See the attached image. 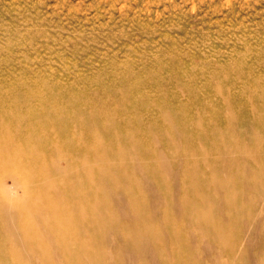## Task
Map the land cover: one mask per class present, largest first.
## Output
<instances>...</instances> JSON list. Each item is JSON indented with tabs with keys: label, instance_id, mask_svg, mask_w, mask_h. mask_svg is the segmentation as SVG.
Returning a JSON list of instances; mask_svg holds the SVG:
<instances>
[{
	"label": "rangeland",
	"instance_id": "obj_1",
	"mask_svg": "<svg viewBox=\"0 0 264 264\" xmlns=\"http://www.w3.org/2000/svg\"><path fill=\"white\" fill-rule=\"evenodd\" d=\"M262 78L264 0H0V126L6 127L4 140L15 139L6 161L15 157L17 147L25 150L44 149L46 143L40 141L37 135L41 133L48 138L50 145H74L72 138L61 140L57 137L56 126H81L83 130L96 125L131 126L123 122L121 118L124 117L139 119L141 126H153L160 123L163 115L176 126L178 119L167 114V111L179 106L184 109L180 118L197 121L194 126L200 130L205 126H225V121L230 122L228 126H234L232 136L239 138L242 146L246 147L258 139L264 141V126H261L264 111L250 116L251 98L248 92L241 96L239 90L247 88L251 93L262 95ZM230 84L238 88L233 89ZM35 93L41 98L32 97ZM224 101L230 102L232 111H227L225 117H217L224 112ZM256 103L254 101V105H258ZM239 105L243 108L239 109ZM51 107L63 109L68 117L57 124L47 120L46 115ZM29 112L42 117L32 119L30 126H14V120ZM247 116L248 119L243 121ZM259 132L261 136L257 137ZM148 140L153 148L166 144V137L161 131ZM173 148L166 144L163 149L164 155L161 157H165L169 163L165 158H160L159 162L168 164L165 165L169 169H166L167 174L163 171L166 187L162 190L157 187V195L152 178L138 174L137 162L134 164L136 169L132 167L130 183L118 180L120 187H126L125 190L130 187L138 189L137 192L145 200L142 209L147 213L151 210L149 214L152 212L151 215L155 216V220L150 216L151 221L158 229L162 226L159 232L162 230L160 235L165 248L161 255L164 257H160V260L149 250L150 242L144 239L145 243L149 242V246H145L141 238L135 243L148 251H143L146 255L142 252L137 255L138 252L126 246L133 238L130 232V236L126 233L124 240V237L113 232L111 227L122 221L128 231L133 230V216L129 215L132 213L128 212L126 201H122L124 198L126 200L122 189L117 195H109L108 205L116 216L106 221L113 225H105L112 232L104 233L107 234L104 235L106 239L103 237V242L95 249L97 253L102 250L99 255L102 254L104 258L103 264H175L176 259L171 254L173 248L168 243L172 238L169 236L171 232H167V228H175L183 241L181 251L186 264H264V148H256L253 160L245 165V179L240 183L236 196L234 190L224 187L216 190V193L222 192L225 196L213 193L217 195L215 201L211 202L208 197L198 205L187 203L188 210L200 206L195 210L202 211L200 216L204 220L200 216L193 219L183 217L182 211L178 213L186 183L181 173L187 163L183 154L175 155ZM29 155L37 158L34 151ZM14 159V163H25L22 156ZM254 166L258 170L257 175L253 173ZM112 171L114 173L111 175L119 179L117 169ZM15 178L17 180V176ZM225 179L232 182L234 177ZM0 184L13 196L21 194V191H15L12 179H4ZM229 194L231 201L228 203ZM168 197L171 200L166 201ZM230 202L238 204L237 213L227 211L232 206ZM167 210H170V214L164 219ZM227 213L234 216L235 223L226 224ZM160 221H163V225ZM224 221L225 224L220 223ZM168 222H171V226ZM207 222H210L209 225H206ZM214 223L232 227L229 236L224 237L214 231ZM172 224L176 226L172 227ZM121 245L126 247L122 248ZM137 245L135 249L140 250ZM23 254L24 264H35L30 254ZM52 261L57 262V259L53 258Z\"/></svg>",
	"mask_w": 264,
	"mask_h": 264
},
{
	"label": "bare ground",
	"instance_id": "obj_2",
	"mask_svg": "<svg viewBox=\"0 0 264 264\" xmlns=\"http://www.w3.org/2000/svg\"><path fill=\"white\" fill-rule=\"evenodd\" d=\"M245 74L246 73H244V75ZM247 78L246 80H248ZM253 83L255 84V82H251L250 84ZM230 87H232L231 84ZM235 87L232 88L235 89ZM194 89L193 91L195 92ZM200 89L202 88L200 87ZM206 89L209 88L206 87ZM260 90L262 95L251 93L247 88L239 90L241 91V96H244L242 95V93L248 92V95L251 98L252 104L250 105V102L248 104L251 106L252 109H250L252 111L249 110L250 113L247 112L250 116H255L260 111H264V98H261L264 97V91H262V89ZM188 91L190 90L188 89ZM197 91L198 90H196V93H198ZM32 97L36 99L41 98L36 93L33 94ZM254 101H257L256 104L258 105H254ZM130 103L133 104L132 102ZM232 103H234V101ZM223 106L224 112L218 114L217 117H225L226 112L231 110L232 108L230 102L227 103L224 101ZM238 108L242 109L243 107L239 105ZM182 109L183 107L180 106L176 108H168L167 114L173 115L178 119V123L176 126H174V124L172 123H169L165 115L161 117L160 123L157 122L153 126H141L142 121H140L139 119H128L125 117L121 118L120 116L119 117L123 119V122L131 124V126H116L117 124H115V126L96 125L86 127V130H83L81 126H56L57 130L55 133L57 137H60L61 140L72 138L75 141V144L72 146L58 144L50 145L47 141L48 138L45 135H43L42 133L37 134L38 139H40V141H44L49 146L44 144L45 148L39 150H25L23 148L17 147V150L15 151V157H24L25 163H14L15 157L10 158L6 161V158L8 157L7 155L11 154L9 152V149L12 150L15 145V139L11 137V140H4L6 139L4 137L6 134V127L0 126V181L2 182L7 178L12 179L15 191H21L20 195L15 194L16 196H13L10 192L3 188V186L1 185L2 183L0 184V264H24V252L32 256L35 264H103L102 260L104 258H102V254L99 255L102 250L100 249L101 251L99 250L97 253L95 249L100 242H103L102 240H104V235H107L104 233H107L109 230V232H112L113 230V232H115L116 235L118 234L119 237H126L128 232H130L133 238L130 240L131 242L126 246L130 250H133V252L134 250L136 253L138 252L137 255L141 254V252L143 254V251H148L146 247H143L141 245V248H143L141 249L139 248L140 244L138 246V243H135L138 239L140 240L141 238L143 240L146 239L150 242L151 246L149 250L151 252H154L159 259L160 257L163 258L164 256H162L161 254L164 251L163 247L165 248V245H162L163 239L161 240L162 237L160 235L162 230L159 232L162 226L158 229L153 221H151L152 219L155 220V216L151 215L152 212L151 214H149L151 210L148 211L149 213H147L144 209H142L144 208L143 204L145 200H143V198L139 195L141 193H139V191L137 192L138 189L136 190V188L130 187L129 189L127 188L125 190L126 187H120L118 180H122L126 184L130 183L131 174H133L132 167H134V164L137 162L136 164H138V174L142 173L143 175H149L152 178L151 180L153 181V184H155L154 187H156L157 195V192L159 191L157 187L160 190H162L161 188L165 189L166 187V183L163 182V171H165L167 174L166 169H169V166H166L168 165L166 163V165H162L163 162L160 163V158H165L161 156L164 155L163 149L165 148L166 144L168 146L174 147L173 150L174 153H176L175 155L183 154L185 164L187 163V165H185L186 167L182 170L181 173L182 177L186 180V183L183 187L185 191L180 200L181 208L178 212L180 213L182 211L181 216L186 218L190 217L191 219H193L202 215V211L197 212L195 210L200 206H193L195 208L191 210H188L187 206L190 205V203H196L195 205H198V203H202L201 201L208 197L212 202L215 198H217V195L221 196L223 194V196H225L222 192H219L220 194L218 192L216 193V190L220 191L224 189V187H230L235 191V193H230H234V195L236 196V191L238 190V187H240V183H242V180L245 179V176H243L245 175L243 171L245 169V165L249 164V162L251 163V161L253 160L252 157L255 154L256 148H264V141L258 139L256 141H253L251 145L243 147L241 144V140L232 136V130L234 126H231L232 124L228 126L230 122L228 123L227 121H225V126H205L204 129L200 130V128H197L198 126H194L197 121H190L189 119L180 118ZM62 110L63 109H60L58 107H51L50 109H48L46 115L47 120L55 124L62 120H65L68 116ZM33 112L24 114L25 116L17 118L16 121L14 120V126H30L29 122L32 119H39L38 117H42V115H35ZM179 118L182 119L181 123L179 121ZM12 119H14L13 116ZM243 119V121L247 120L248 116ZM258 120L261 121L262 119ZM220 122L223 123V121L221 120ZM200 123L201 122H199V124ZM261 126H264V120H262ZM23 128L24 127H21V129ZM160 131L164 133L166 137V144L163 147H161V145V148H153L148 138H151L152 135L157 136ZM262 133H264V129H262ZM260 134L261 133L259 132L257 134V137H259ZM136 135H139L137 139ZM32 151H34L37 158L30 157L29 154ZM11 156L13 157L14 153ZM179 157L183 158L181 156ZM165 161H167L166 158ZM167 163L169 162L167 161ZM181 164L183 165L184 163ZM112 169H117L116 173L120 175L119 179L117 176L111 175V173H114ZM134 169L136 168L134 167ZM253 173L254 175L258 174L256 166L253 167ZM15 176H17V180L16 178L14 180ZM225 177L228 179L234 177V179L232 182H229L231 179L226 180ZM183 180H181V183ZM262 186H264V184H262ZM122 189L124 191L123 193L125 194L126 200L125 198L122 199V196L120 197L122 201H126L128 212L130 211V213H132L128 214L133 216V218L128 217L133 219V230H131L132 233L131 231H128L126 229V225L125 227L123 226V221L120 224H115L113 227H111L112 230L110 228H107V226L105 225L107 219L109 220V218L111 216H114L115 214L108 205L109 195H117V193L121 192ZM214 190L215 192H213ZM123 193L120 194L123 195ZM213 193L217 195H213ZM231 194H229V196L227 195L228 203L229 201H231ZM169 198L170 197H168V200L166 201L171 200ZM231 198L233 200V196ZM218 199L221 200L219 197ZM160 201L164 202V200ZM223 201H226V199ZM231 204L232 206H230V209L227 211L237 213V210L239 208L238 204H233L230 202V205ZM124 205L125 204H123V206ZM116 210L119 213V210ZM222 210L220 209L219 211L225 212ZM169 212L170 210L164 212V219L168 218L170 214ZM221 215H223V213H221ZM150 216H153L154 218L151 217V219ZM178 216L179 218L181 217L180 214ZM203 216L205 215L203 214ZM227 216V225L231 224L232 222H236L233 221L234 216L228 213ZM202 218L203 217H201V220H204ZM160 219L157 220V225L159 224L158 222ZM174 220L176 221V219ZM195 221L196 220H194V222ZM205 221L203 222L205 223ZM226 221L220 223L225 224ZM161 222L163 221H160V223ZM165 222L166 221H164V223ZM171 222H168V224H170ZM176 222L177 225H179V222ZM176 222L173 223L176 224ZM107 223L113 225V223L111 222ZM209 223L210 222H207L206 225H209ZM129 224L131 226V223ZM175 224H172V227H175ZM127 227H129V225ZM215 227L214 229L212 227L211 228L214 231L221 233V235H223L224 237L227 235L229 236V231L232 228L224 225L221 226V224H216ZM174 229L167 228V232H171V234L173 232L172 235H169L170 237H172L171 240H168V243L171 246L168 243L167 245H169L170 248H173V250H169L173 251L171 254H173V257L176 259L175 264H186L187 261L181 251L183 241L180 240L181 238L178 236V234H176L177 230ZM130 234L128 235L130 236ZM179 234L182 233L179 232ZM233 234L235 235V233ZM112 235H114V233H112ZM125 237L122 238V240H124ZM219 239L220 238H218V241H220ZM143 240L141 241L143 242ZM148 241H146L145 243L144 240L145 244H143L145 246H149L147 245V243H149ZM121 243L122 241L120 242V244ZM105 244L108 245V243L106 242ZM135 245H137L140 250L135 249ZM229 245H231V243ZM126 246L121 245L120 247L124 248ZM184 247L185 246H183V248ZM101 248L103 249V247ZM114 251H116V249ZM144 254L146 255L147 253ZM53 258H56L57 262H53ZM163 264L167 263L163 262ZM172 264H174V262Z\"/></svg>",
	"mask_w": 264,
	"mask_h": 264
}]
</instances>
